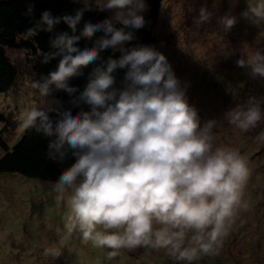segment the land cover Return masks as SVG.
Listing matches in <instances>:
<instances>
[{"label":"clouds","instance_id":"1","mask_svg":"<svg viewBox=\"0 0 264 264\" xmlns=\"http://www.w3.org/2000/svg\"><path fill=\"white\" fill-rule=\"evenodd\" d=\"M240 15L254 24L264 22V0H246ZM73 14L53 16L49 10L26 32L51 31L61 20L71 29L51 38L55 51L44 54V62L60 56L55 70L30 88L40 103L18 116L22 129L49 138L46 156L74 162L52 181L56 198L69 209L68 233L78 231L82 243L109 249L107 258L120 249L138 247L164 250L175 262L193 264L202 255L218 253L238 213L249 207L244 191L250 177L248 162L231 146L217 143V119L202 125L194 106L187 101V85L181 86L165 54L152 44H129L135 30L146 23V0H80ZM95 6L110 12L98 20L88 19L79 31L85 10ZM31 5L27 13H31ZM211 13L204 7L195 23L207 22ZM236 22L230 14L218 23L227 32ZM94 43L79 47L81 37ZM110 48L119 51L88 73V79L73 103L54 108L47 97L55 90L77 92L70 78L99 59ZM253 78H264V50L252 51L236 61ZM117 68H126L122 86H115ZM264 97L249 96L223 112L228 124L240 131L256 127L264 118ZM55 111V119L49 112ZM264 142V132L256 136ZM61 240L60 244L63 245ZM51 257L61 247L46 246Z\"/></svg>","mask_w":264,"mask_h":264},{"label":"rangeland","instance_id":"2","mask_svg":"<svg viewBox=\"0 0 264 264\" xmlns=\"http://www.w3.org/2000/svg\"><path fill=\"white\" fill-rule=\"evenodd\" d=\"M201 7L211 17L197 24ZM246 7V0H161L153 29L158 50L167 57L181 86L187 85V101L196 108L201 125L217 119L216 142L236 148L250 168L243 197L249 207L238 213L218 253L202 255L193 264H264V142L256 140L264 132V118L256 127L240 131L222 115L249 96L264 97V78H253L236 63L252 51L264 50V22L254 24L241 16ZM226 13L236 22L224 32L218 19ZM5 53L16 76L12 86L0 93V138L11 146L24 130L19 114L40 103L30 82L41 77L31 69V53L16 46H6ZM47 103L56 108L51 96ZM3 152L0 143V155ZM68 214L65 201L56 198L52 181L0 171V264H183L164 250L142 247L120 249L108 259L109 249L82 243L78 231L67 232ZM46 246L61 247L60 255L45 254Z\"/></svg>","mask_w":264,"mask_h":264},{"label":"trees","instance_id":"3","mask_svg":"<svg viewBox=\"0 0 264 264\" xmlns=\"http://www.w3.org/2000/svg\"><path fill=\"white\" fill-rule=\"evenodd\" d=\"M148 5L147 14L144 16L146 23L143 27L135 30V39L129 44H152L157 49L156 37L153 32L159 13L161 0H146ZM31 5V13H27L28 6ZM80 0H0V93L7 91L13 84L16 69L5 53L6 46H16L28 51L33 56L31 69L40 77L47 75L51 70H55L60 56L49 58L44 62V54L55 51L50 45L51 38L60 32H69L71 29L62 20L55 24L51 31L39 30L35 35L26 36L29 28H32L40 19L44 10H49L53 16L73 14L74 10L80 7ZM110 14L106 10H101L95 6L85 10L77 31L88 19H103ZM102 35L97 32L92 37H81L77 42L79 47L94 43L95 37ZM21 37L16 42L17 37ZM119 51L113 52L110 48L104 49L99 53V59L84 66L82 72L70 78V83L76 85L77 92L69 94L64 90H53L49 96L56 101V108L71 107L78 111L81 107L85 110L88 105L73 103L72 96L78 94L87 82L88 73L95 66L109 56L118 57ZM126 68H117L113 75L115 86H122ZM49 116L56 118L55 111L49 112ZM47 137L35 132L34 129L23 130L19 139L8 146L1 138L0 143L4 152L0 155V171H15L27 177L38 178L41 180L54 181L59 172L74 162V157L70 154L63 161L53 160L46 156Z\"/></svg>","mask_w":264,"mask_h":264}]
</instances>
